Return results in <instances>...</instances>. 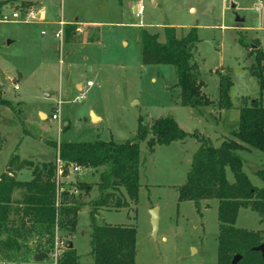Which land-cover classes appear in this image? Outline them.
<instances>
[{"label": "rangeland", "instance_id": "rangeland-1", "mask_svg": "<svg viewBox=\"0 0 264 264\" xmlns=\"http://www.w3.org/2000/svg\"><path fill=\"white\" fill-rule=\"evenodd\" d=\"M0 1H7L0 13V97L10 102L0 105L1 176L12 156H19L17 164L24 159L55 161L58 149L54 145L61 142L132 140L139 118L151 125L158 118L175 116L186 132L219 146L224 135L238 130L241 107L255 100L264 106V91L250 72L255 62L251 57L254 46L259 44L264 51V0ZM33 7L35 12L45 9L47 21H39L40 15L26 19ZM141 7L143 12L138 15ZM19 10L21 19L3 20L4 15ZM166 26L175 27L178 37L197 28L194 62L205 83L203 91L213 104L201 110L176 105L180 100L176 68L143 64L141 33L158 34L163 42ZM62 28L63 44L56 37ZM55 44L59 48L55 49ZM218 74H229L233 82V106L221 114ZM88 80L93 81L90 87ZM91 109L103 117L102 121L98 122L95 114L91 116ZM41 111L47 117L40 116ZM54 113H58V120L52 119ZM198 137L189 136L178 147L161 146L152 153L148 140L141 141L143 172L138 201L120 209L113 205L102 208L97 216L98 224L136 230L135 264H218V200L203 201L201 212L193 201H179L178 185L187 180L199 147ZM246 151L239 152L243 170L253 185L263 187L257 171L264 168V152ZM103 169L82 167L76 172L69 166L68 174L61 176L62 192L68 190L73 195L69 201L86 204L79 213L78 229L65 246L66 252L74 246L78 264H93L90 211L91 202L100 195L97 185ZM228 177L234 181L229 169ZM19 178L29 179V170H23ZM82 184L91 190L81 189ZM21 195L19 190L13 198L19 200ZM153 208L159 212L156 233ZM14 227L21 228L20 222ZM236 227L261 230L264 221L251 208H241ZM23 231L26 243L31 241L33 248L22 253L26 255L22 264H50V258L40 263L33 260L34 241L41 234V249L50 254L57 235L54 229L53 237L41 226L24 227Z\"/></svg>", "mask_w": 264, "mask_h": 264}, {"label": "trees", "instance_id": "trees-1", "mask_svg": "<svg viewBox=\"0 0 264 264\" xmlns=\"http://www.w3.org/2000/svg\"><path fill=\"white\" fill-rule=\"evenodd\" d=\"M6 3L0 1V13ZM164 35L165 41L162 42L158 34L141 33L143 64L173 65L176 68L183 106L199 110L213 104L203 91L205 83L201 80L199 65L194 62L193 51L199 41L197 28L193 27L186 35L178 37L175 27L166 26ZM251 57L255 62L250 72L258 79L262 92L264 51L259 44L251 51ZM218 75V107L229 110L233 106L230 98L233 82L229 74ZM8 104V100L0 97V105ZM189 136L198 137L196 133L186 132L173 117L168 116L156 119L151 125L139 118L137 135L125 142L96 140L54 145L58 149V158L67 168L64 176L68 174L69 166L104 167L97 185L100 195L91 202L90 255L93 264H135L136 230L123 225L98 224L97 216L102 208L113 205L120 209L138 201L141 186L140 142L147 139L149 152L152 153L157 145H169ZM198 141L200 145L193 156L187 180L178 188L179 201H193L201 212L203 200H218V264H231L237 254L242 255L238 264H264V253L254 249L264 243V229L254 231L236 227L241 208H251L264 220V186L252 184L238 154L240 150L252 149L264 152V106L255 100L241 107L238 130L225 136L219 146L200 137ZM18 157L12 156L7 172L0 177V256L13 262L22 260L21 254L27 245L24 243V227L41 226V229L46 228V235L53 237V229L58 223L61 232L68 233L62 237H73L78 227L79 212L86 205L79 200L69 201L73 195L68 190L62 192L63 182L55 162L35 164L24 159L17 164ZM26 167L33 169L34 178L31 181H19L10 174ZM227 169L232 171L234 182L228 180ZM257 175L264 182V169L258 170ZM81 189L86 192L91 190L84 184ZM15 190L22 191L19 200L13 198ZM15 222H20L21 228H15ZM40 235L34 241L33 250V260L38 263L48 258V252L41 249ZM60 263L78 264L76 250H67Z\"/></svg>", "mask_w": 264, "mask_h": 264}, {"label": "built area", "instance_id": "built-area-1", "mask_svg": "<svg viewBox=\"0 0 264 264\" xmlns=\"http://www.w3.org/2000/svg\"><path fill=\"white\" fill-rule=\"evenodd\" d=\"M142 12H143L142 7L138 8V15L142 14ZM34 13L35 12L33 10H30L29 13L25 15V18L28 19L31 15L35 16ZM22 14L23 13L21 12V10L14 11V12H12L11 16L4 15L3 16V20L4 21H16L18 19H21ZM26 19H25V21H26ZM64 25H65V23L61 21V26L63 27ZM63 30H64V28H62L59 32L56 33V37L59 38L62 41V44H63V40H64L63 39ZM92 85H93L92 82H88L87 83L88 87H90ZM16 88H18V85H16ZM82 97L83 96L78 97V100L82 99ZM52 119L53 120H58L59 119L58 113H54L52 115ZM56 164H57V167H58V176H62L66 172L67 168H65L64 162L61 161L59 158H57V163ZM72 169L74 171H76V172H79V171H81L82 167L78 166V165L77 166L74 165V166H72ZM54 232H56L57 235H56V238H55V235H54V239H55L54 247H53L52 251L50 252V254L48 253V258L52 259L50 264H61L60 262L64 258L65 253H66V247L65 246H66L67 237H62L61 235L58 234L59 232H61V229H60V226L58 225V223L55 225Z\"/></svg>", "mask_w": 264, "mask_h": 264}, {"label": "crops", "instance_id": "crops-1", "mask_svg": "<svg viewBox=\"0 0 264 264\" xmlns=\"http://www.w3.org/2000/svg\"><path fill=\"white\" fill-rule=\"evenodd\" d=\"M31 10H33L34 12H35V8L33 7V8H31ZM137 10V8H135V11ZM35 14V16H37V15H40V20L39 21H47V14H46V11H45V9L44 10H42V9H40V11L39 12H35L34 13ZM75 20H77L78 21V18L76 17L75 18ZM64 22H66V23H74V22H69V21H66V20H63ZM50 24H53L54 22H49ZM90 24H92V23H90ZM94 25V24H93ZM124 43H126L125 41H124ZM74 45H80V43L79 44H74ZM55 49L56 48H59V45L58 44H55ZM67 54H70V51H67ZM87 57L85 56V59H86ZM17 81V80H16ZM88 81H91V80H88ZM92 83H93V81H91ZM79 86H81V88H83V86H82V84H78V87ZM180 98V97H179ZM176 103V105H181L182 106V104H181V99L179 100V101H177V102H175ZM183 107V106H182ZM185 107V106H184ZM191 109V108H190ZM193 109V108H192ZM199 110H201V109H199ZM224 111H227V110H219L218 112L221 114L222 112H224ZM42 114H45L44 112L42 113V111L40 112V116L42 115ZM90 114H91V116H92V114H95V116L98 118V122H100V121H102V119H103V117L101 116V115H99V114H97L93 109H91L90 110ZM46 115V117H47V114H45ZM171 117H173L178 123H179V125H180V127H182V125H181V123L178 121V118L177 117H175V116H171ZM92 119V118H91ZM93 121V120H92ZM67 125V124H66ZM227 136V135H226ZM224 137H225V135H224ZM179 143H184V140H180V141H176V142H173V143H171V144H169V145H157L156 146V148L155 149H157V148H159V147H161V146H165V147H168V149H171L170 147H178L177 145H179ZM200 145V144H199ZM199 148V147H198ZM240 151H246V150H240ZM240 151H238V154H239V152ZM246 152H250V153H252L251 151H246ZM239 156L241 157V155L239 154ZM57 158H58V154H57V157H56V160L55 161H49V162H56L57 161ZM242 158V157H241ZM242 160H243V158H242ZM33 162H35V164H41V163H44L43 161H34V160H32ZM40 162V163H39ZM49 162H46V163H49ZM8 167H9V164L7 165V168H6V171L5 172H7V169H8ZM243 168H244V161H243ZM25 169H27V170H29V172H30V178L29 179H27V178H24V179H20L19 177H20V174H21V172H23V170H25ZM93 169V168H92ZM264 169V168H263ZM230 170V169H229ZM259 170H261V169H259ZM142 172H143V162H142V159H141V165H140V180H141V176H142ZM4 173V172H3ZM11 175H14V177L16 178V180H19V181H22V182H28V181H31L33 178H34V174H33V169L32 168H23V169H21L20 171H16V172H14V173H10ZM1 176V175H0ZM227 178H228V180H229V177H228V169H227ZM186 179H187V177H186ZM230 182H234V181H231V180H229ZM185 182H186V180H185ZM185 182L183 183V184H185ZM182 183H180L179 185H178V188L180 187V186H182L183 185ZM18 191L19 190H15V192H14V194L15 193H18ZM13 194V195H14ZM208 200H210V199H207V200H203V201H208ZM202 201V202H203ZM218 205V204H217ZM217 209H218V206H217ZM83 210V209H82ZM80 213V212H79ZM264 221V220H263ZM237 222V221H236ZM77 229H78V227H77ZM257 230H260V229H257ZM257 230H255V231H257ZM75 233H76V231H75ZM75 233H74V235H75ZM73 235V236H74ZM27 240V239H26ZM72 239H70V241H71ZM30 244H31V241L29 242ZM29 243L27 242L26 243V241H25V244H28V247H27V245H26V247H25V250L23 251V252H25L27 249H31L32 248V245H29ZM71 246H73V243H72V241H71ZM73 248H74V246H73ZM25 256L26 255H24L23 256V254H21V261L20 262H13V261H6L4 258H2V256H0V261H3V262H11V263H15V264H22V262L26 259L25 258ZM25 262V261H24Z\"/></svg>", "mask_w": 264, "mask_h": 264}, {"label": "water", "instance_id": "water-1", "mask_svg": "<svg viewBox=\"0 0 264 264\" xmlns=\"http://www.w3.org/2000/svg\"><path fill=\"white\" fill-rule=\"evenodd\" d=\"M238 21L242 22V19H238ZM255 47V46H254ZM151 215H152V225H153V230L156 233L158 230V224H159V212L157 208H153L151 210ZM257 251H261L264 253V243L261 244L260 246L254 248ZM242 259V255L237 254L233 257L231 264H238Z\"/></svg>", "mask_w": 264, "mask_h": 264}, {"label": "bare ground", "instance_id": "bare-ground-1", "mask_svg": "<svg viewBox=\"0 0 264 264\" xmlns=\"http://www.w3.org/2000/svg\"><path fill=\"white\" fill-rule=\"evenodd\" d=\"M94 117H96V116H94Z\"/></svg>", "mask_w": 264, "mask_h": 264}]
</instances>
